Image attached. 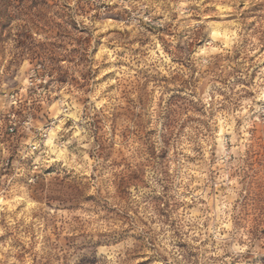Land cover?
<instances>
[{
  "label": "clouds",
  "instance_id": "obj_1",
  "mask_svg": "<svg viewBox=\"0 0 264 264\" xmlns=\"http://www.w3.org/2000/svg\"><path fill=\"white\" fill-rule=\"evenodd\" d=\"M0 264H264V0H0Z\"/></svg>",
  "mask_w": 264,
  "mask_h": 264
}]
</instances>
